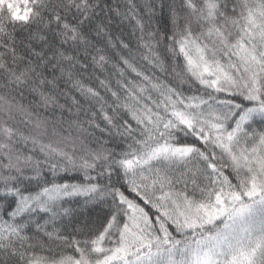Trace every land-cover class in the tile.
<instances>
[{
	"label": "snow or ice",
	"instance_id": "snow-or-ice-1",
	"mask_svg": "<svg viewBox=\"0 0 264 264\" xmlns=\"http://www.w3.org/2000/svg\"><path fill=\"white\" fill-rule=\"evenodd\" d=\"M0 264H264V0H0Z\"/></svg>",
	"mask_w": 264,
	"mask_h": 264
},
{
	"label": "trees",
	"instance_id": "trees-1",
	"mask_svg": "<svg viewBox=\"0 0 264 264\" xmlns=\"http://www.w3.org/2000/svg\"><path fill=\"white\" fill-rule=\"evenodd\" d=\"M110 2H111V0H110ZM116 2H117L118 4H120L121 6H123L125 0H116ZM137 2H138V3H141L142 0H137Z\"/></svg>",
	"mask_w": 264,
	"mask_h": 264
}]
</instances>
